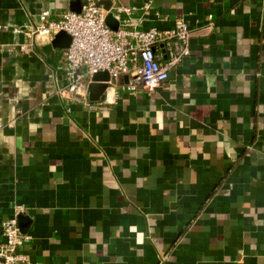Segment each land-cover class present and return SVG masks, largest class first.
Masks as SVG:
<instances>
[{
  "label": "crops",
  "instance_id": "crops-1",
  "mask_svg": "<svg viewBox=\"0 0 264 264\" xmlns=\"http://www.w3.org/2000/svg\"><path fill=\"white\" fill-rule=\"evenodd\" d=\"M87 1L0 0V244L21 207L26 264H264V0H95L113 30L185 18L191 54L62 98L32 33Z\"/></svg>",
  "mask_w": 264,
  "mask_h": 264
},
{
  "label": "built area",
  "instance_id": "built-area-1",
  "mask_svg": "<svg viewBox=\"0 0 264 264\" xmlns=\"http://www.w3.org/2000/svg\"><path fill=\"white\" fill-rule=\"evenodd\" d=\"M130 13L131 9H120ZM108 12L88 0L81 13L66 12L54 20L50 12L41 14L32 35L41 44H49L60 32L68 33L72 42L62 51L60 61L65 69V83L57 87V94L64 98L78 96L86 90L87 77L108 72L110 83H117L124 76L130 77L128 91L140 87L153 88L170 80V72L180 66L191 54V41L197 28H191L185 18L176 20L170 29L148 31L119 28L107 25ZM157 47L164 51L158 54ZM166 57V60L164 59ZM16 214L3 222L4 243L0 244V264H26L27 256L21 247L31 236L19 227Z\"/></svg>",
  "mask_w": 264,
  "mask_h": 264
},
{
  "label": "water",
  "instance_id": "water-1",
  "mask_svg": "<svg viewBox=\"0 0 264 264\" xmlns=\"http://www.w3.org/2000/svg\"><path fill=\"white\" fill-rule=\"evenodd\" d=\"M97 6L101 7V4H97ZM106 9H109L106 7ZM76 13H81L82 11H74ZM113 17V13H110L107 16V25L113 30L115 29L111 23L110 20ZM119 28H117L115 31H117ZM72 38L71 36L66 32H60L54 36V39L51 43H49L47 46L43 48V51L46 54L54 55L55 51H64L68 49L71 45ZM110 75L108 72H99L96 73L93 77V82L89 86L90 90V99L92 101H99L100 97L105 94L107 89H109L108 84H103L104 81H109ZM101 82V83H100ZM107 83V82H106ZM22 217H19L21 219Z\"/></svg>",
  "mask_w": 264,
  "mask_h": 264
}]
</instances>
